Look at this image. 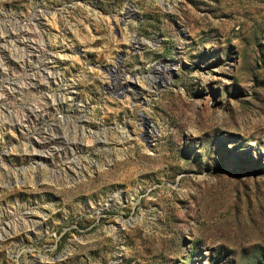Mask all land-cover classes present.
<instances>
[{"label":"rangeland","instance_id":"374dc122","mask_svg":"<svg viewBox=\"0 0 264 264\" xmlns=\"http://www.w3.org/2000/svg\"><path fill=\"white\" fill-rule=\"evenodd\" d=\"M0 264H264V0H0Z\"/></svg>","mask_w":264,"mask_h":264},{"label":"bare ground","instance_id":"6f19581e","mask_svg":"<svg viewBox=\"0 0 264 264\" xmlns=\"http://www.w3.org/2000/svg\"><path fill=\"white\" fill-rule=\"evenodd\" d=\"M132 12L130 10L129 7L125 8L123 11H122V15L123 17H128L129 15H131ZM126 30V29H125ZM136 43V42H135ZM30 45V44H29ZM129 87V88H128ZM130 89H132V86L130 84H123L122 87H121V93L125 94L127 92H130ZM133 90V89H132ZM12 125V124H11ZM12 127V126H11ZM37 155V154H36Z\"/></svg>","mask_w":264,"mask_h":264}]
</instances>
